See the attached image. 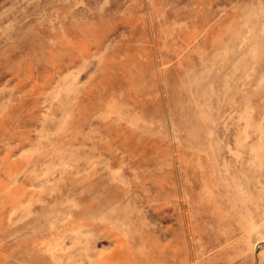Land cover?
<instances>
[{
  "label": "rangeland",
  "instance_id": "374dc122",
  "mask_svg": "<svg viewBox=\"0 0 264 264\" xmlns=\"http://www.w3.org/2000/svg\"><path fill=\"white\" fill-rule=\"evenodd\" d=\"M0 264H264V0H0Z\"/></svg>",
  "mask_w": 264,
  "mask_h": 264
}]
</instances>
